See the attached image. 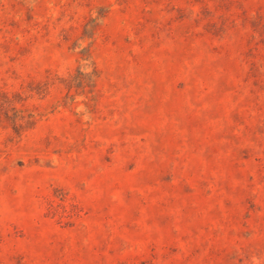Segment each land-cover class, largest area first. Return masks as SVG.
Returning <instances> with one entry per match:
<instances>
[{"label": "rangeland", "instance_id": "rangeland-1", "mask_svg": "<svg viewBox=\"0 0 264 264\" xmlns=\"http://www.w3.org/2000/svg\"><path fill=\"white\" fill-rule=\"evenodd\" d=\"M0 264H264V0H0Z\"/></svg>", "mask_w": 264, "mask_h": 264}]
</instances>
